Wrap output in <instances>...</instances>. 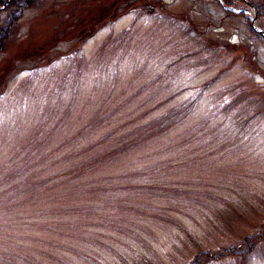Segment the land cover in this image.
Listing matches in <instances>:
<instances>
[{"label":"rangeland","instance_id":"1","mask_svg":"<svg viewBox=\"0 0 264 264\" xmlns=\"http://www.w3.org/2000/svg\"><path fill=\"white\" fill-rule=\"evenodd\" d=\"M253 13L32 0L0 48V264H264Z\"/></svg>","mask_w":264,"mask_h":264},{"label":"trees","instance_id":"2","mask_svg":"<svg viewBox=\"0 0 264 264\" xmlns=\"http://www.w3.org/2000/svg\"><path fill=\"white\" fill-rule=\"evenodd\" d=\"M32 0H0V3H5V9L8 12V15L4 17L3 23H0V48L2 46L3 39L10 32L13 24H15L16 19L20 16L22 10L31 3ZM224 4H230L231 0H221ZM255 10L257 14L262 13L259 6L254 3ZM1 17V16H0ZM249 19H247L248 27L252 29L249 24ZM258 33V32H256Z\"/></svg>","mask_w":264,"mask_h":264},{"label":"water","instance_id":"3","mask_svg":"<svg viewBox=\"0 0 264 264\" xmlns=\"http://www.w3.org/2000/svg\"><path fill=\"white\" fill-rule=\"evenodd\" d=\"M247 3H248V5H249L250 7H252V4H251L250 2H247ZM255 17H256V15H255V13H253V14H252V18H251V25H252V27H253L255 30H258V31L262 34V36H264V31L261 30V29H259V28H256V27L254 26V24H253Z\"/></svg>","mask_w":264,"mask_h":264}]
</instances>
